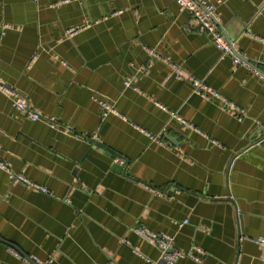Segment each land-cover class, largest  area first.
I'll return each instance as SVG.
<instances>
[{
  "label": "crops",
  "instance_id": "1",
  "mask_svg": "<svg viewBox=\"0 0 264 264\" xmlns=\"http://www.w3.org/2000/svg\"><path fill=\"white\" fill-rule=\"evenodd\" d=\"M207 1L236 52L264 61V0ZM0 79L59 122L0 91V157L48 191L0 168V264L158 261L137 227L174 238L177 264H264V79L221 59L175 0H0Z\"/></svg>",
  "mask_w": 264,
  "mask_h": 264
},
{
  "label": "built area",
  "instance_id": "2",
  "mask_svg": "<svg viewBox=\"0 0 264 264\" xmlns=\"http://www.w3.org/2000/svg\"><path fill=\"white\" fill-rule=\"evenodd\" d=\"M37 2L38 0H34ZM181 11L188 12L191 15L194 23L198 24L200 30L206 34L210 39L212 44L221 52V59L226 57H231L236 65H244L249 68L251 71L255 72L262 79H264V72L261 70V66L264 67V61L262 62H253L248 61L244 62L239 57L234 55V43L226 38L221 29V24L216 15V10L213 5L209 4L207 0H175ZM80 28L72 29L68 32V35H74ZM257 40L264 44V38H257ZM149 54L151 56L157 57L158 60L161 58L155 54L154 51L149 50ZM175 72L177 76L181 75V70L178 67H175ZM191 84L193 86V93L199 95L205 100H219L222 103V108L224 111H232L234 112L240 121H242L243 111L239 108L235 103L229 101L225 97H223L219 92L211 90L203 80H198L195 78L190 79ZM125 86L128 88H135L136 83L135 79L127 78L125 80ZM0 91L12 97L13 107L17 112L24 114L28 119L32 121H46L53 128L59 125V122L56 118H47L45 117L41 111L39 110H31L29 108V103L27 99L9 88L3 80L0 79ZM98 100V99H97ZM99 103L103 107L104 113L103 116H108L109 114H117L113 107L105 100H100ZM174 118H176L179 122H181L188 129L195 131L196 129L186 122L184 119L179 117L176 113L171 114ZM156 139H159L160 136H156ZM212 144L216 145L215 141H212ZM115 164L124 166V161L120 158L116 157L114 160ZM0 168L8 171L10 174V179L13 182L23 184L25 186H29L35 188L45 194L48 191L45 188L38 186L37 184L32 183L27 178H25L21 174H15L11 170V165L8 162H5L0 157ZM187 223V222H185ZM184 224V223H183ZM181 224V225H183ZM135 232L144 240L148 241L152 245L158 248L160 251V259L158 261H150L147 260L148 264H177L178 260L181 259L185 253L182 251L174 250V238L168 235H159L155 232H152L148 229L137 227L135 228ZM256 244L262 245L264 247V235L260 236L255 240ZM15 252V251H14ZM17 253V252H15ZM18 254V253H17ZM32 260L36 264H43L41 261L36 258H32ZM48 264V263H47Z\"/></svg>",
  "mask_w": 264,
  "mask_h": 264
},
{
  "label": "water",
  "instance_id": "3",
  "mask_svg": "<svg viewBox=\"0 0 264 264\" xmlns=\"http://www.w3.org/2000/svg\"><path fill=\"white\" fill-rule=\"evenodd\" d=\"M221 29H222V31H223V34L226 36V38L228 39V40H230V41H233V40H231V39H229L228 37H227V35H226V33H225V30H224V28L223 27H221ZM233 50H234V55H236L237 57H239L241 60H243L244 62H248L249 60H244L239 54H238V52H236V50L233 48ZM262 142H264V137H263V139L261 140ZM113 158H114V160L116 159V157L115 156H113ZM120 169H122V167L120 166ZM1 240V239H0ZM1 241H3V240H1ZM3 243H7V242H3ZM8 244V243H7ZM8 245H10L11 246V244H8ZM13 249H17V248H14V246H11ZM17 252L19 251V250H16ZM18 253H20L26 260H28L29 262H30V264H36L33 260H32V258H30L29 256H26L25 254H23L22 252H18Z\"/></svg>",
  "mask_w": 264,
  "mask_h": 264
}]
</instances>
